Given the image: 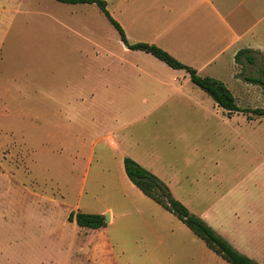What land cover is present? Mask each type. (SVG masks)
Segmentation results:
<instances>
[{"label":"rangeland","instance_id":"1","mask_svg":"<svg viewBox=\"0 0 264 264\" xmlns=\"http://www.w3.org/2000/svg\"><path fill=\"white\" fill-rule=\"evenodd\" d=\"M108 9L135 43L128 12ZM199 75L223 81L241 109H264L245 80L258 66ZM134 156L192 214L264 227V116L229 117L184 70L127 48L94 4L0 0V264L113 263L81 244L70 212L113 211L118 264L141 229L185 227L128 179Z\"/></svg>","mask_w":264,"mask_h":264},{"label":"crops","instance_id":"2","mask_svg":"<svg viewBox=\"0 0 264 264\" xmlns=\"http://www.w3.org/2000/svg\"><path fill=\"white\" fill-rule=\"evenodd\" d=\"M105 1L107 8L112 6L118 14L128 12L131 34H139L138 37H131L135 43L160 45L182 63L197 68L198 74L199 71L219 73L225 68L233 69L234 58L242 49H253L264 55V0ZM165 100L151 101L152 107L142 110L136 119L150 116ZM134 104L140 103L135 100ZM133 159L151 171L144 156H134ZM107 213L110 221L106 222V227L88 229L78 227L75 222L69 224L72 231H79L82 236L80 242L88 250L93 249L105 260L106 257L111 259L113 263L109 264H118L116 247L121 241L114 237L109 228L115 220L113 211L108 209ZM213 213L211 208L201 217L209 219L211 227L237 251L264 264V227L252 232V226H256V223L250 218L243 219L238 213H233V221L225 222ZM128 251L130 264H230L186 225L141 229L137 236L131 237Z\"/></svg>","mask_w":264,"mask_h":264},{"label":"trees","instance_id":"3","mask_svg":"<svg viewBox=\"0 0 264 264\" xmlns=\"http://www.w3.org/2000/svg\"><path fill=\"white\" fill-rule=\"evenodd\" d=\"M55 1L70 5L95 4L107 18L109 23L119 33L121 41L127 46V48L150 54L172 69L184 70L189 74L192 83L207 93L214 100V102L227 113L229 117L238 112L264 116V109H241L237 105L234 94L223 81L214 77L200 76L196 69L180 62L161 47L155 44L143 42L130 44L123 27L110 13L105 0ZM259 55H262L259 51L246 48L240 50L236 54L234 60L236 64L243 65L246 62L250 65L258 66V75L254 77H245V80L251 84L260 86L264 93V65H259V59L257 57ZM123 163L128 179L145 196L153 200L166 211L175 215L191 231H193L195 235L201 238L212 251L218 254L225 261L230 264H259L255 260L237 251L201 217L192 214L182 202L172 196L167 185L153 173L129 157H125ZM68 221L75 222L78 227L88 229H99L107 226L104 215L102 214L71 212L68 215Z\"/></svg>","mask_w":264,"mask_h":264},{"label":"water","instance_id":"4","mask_svg":"<svg viewBox=\"0 0 264 264\" xmlns=\"http://www.w3.org/2000/svg\"><path fill=\"white\" fill-rule=\"evenodd\" d=\"M104 218H105V221L106 222H109L110 221V215L109 214H107L106 216H104Z\"/></svg>","mask_w":264,"mask_h":264}]
</instances>
